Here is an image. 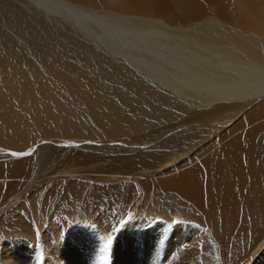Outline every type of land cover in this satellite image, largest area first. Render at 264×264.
<instances>
[{
	"label": "bare ground",
	"instance_id": "obj_1",
	"mask_svg": "<svg viewBox=\"0 0 264 264\" xmlns=\"http://www.w3.org/2000/svg\"><path fill=\"white\" fill-rule=\"evenodd\" d=\"M168 1L0 0V264H264V0Z\"/></svg>",
	"mask_w": 264,
	"mask_h": 264
},
{
	"label": "rangeland",
	"instance_id": "obj_2",
	"mask_svg": "<svg viewBox=\"0 0 264 264\" xmlns=\"http://www.w3.org/2000/svg\"><path fill=\"white\" fill-rule=\"evenodd\" d=\"M166 2H169L168 0H166ZM147 13H159V12H157V10H150V8H148V12ZM154 25V26H153ZM103 26H105L106 27V25H103ZM136 26H138V28L139 29H131V28H134V27H132V26H130V27H127L128 29H129V31H128V33L131 35H129V34H127V33H125L126 31L124 30V35L123 34H119V35H116L118 32H117V30L116 29H111L112 31H111V34H112V36H111V38L112 39H114L112 42H110L109 40V42H110V44H112V47L114 48V49H116V50H118L119 49V47H122L121 45H123V50L122 51H124V50H126V49H132V50H136L137 49V47L136 46H139V47H141L142 49H144V50H146L147 52H149V57H148V59H147V57H146V59L144 60V61H142V66H145V67H143L146 71H148L149 73H151V75H154V76H159V77H162V78H164V79H170V80H175V81H177V79H174L173 77L175 76L174 74L172 75V73L169 71V72H167L166 71V73L164 72V70H161L160 69V64L162 65V66H164L163 64H166V62L167 61H170L171 62V60L174 62H176L177 64L180 62V61H186L185 59H184V57H183V55L180 53L179 54V52L178 51H180V52H184L185 50H186V48H189V47H191L192 46V44H193V42H192V40H188V38L187 39H184V38H182V37H179V36H175V34L174 35H172V34H165V33H160V27H157L154 23H143V24H141V25H136ZM145 29V30H144ZM136 31V32H135ZM116 33V34H115ZM122 35H123V37H124V39H122L123 37H122ZM126 35V36H125ZM129 35V36H128ZM133 35H135V36H133ZM169 35V36H168ZM143 36V37H142ZM118 37H121L120 39L118 38ZM134 37V38H133ZM167 37V38H166ZM130 38H131V40H134V42L135 43H133V45H134V47L133 46H131V45H129V43H127V44H125L126 42H128V40H130ZM140 38V39H139ZM172 38H174L173 40H172ZM108 39V38H107ZM122 39V40H121ZM165 39V40H164ZM169 39V40H168ZM181 39V40H180ZM183 39V40H182ZM123 41V42H122ZM160 41H162V42H165V43H170L171 44V47H163V46H160ZM179 41V42H178ZM175 42V43H174ZM185 42L186 43H188V44H185ZM119 43H122V44H120V46L118 47L117 45L119 44ZM125 44V45H124ZM182 44L185 46V48L183 47H181L182 46ZM177 45V46H176ZM124 46H127V48L125 47V49H124ZM176 46V47H175ZM181 48H180V47ZM147 48V49H146ZM120 50V49H119ZM151 50V51H150ZM153 51V52H152ZM170 51V52H169ZM174 53H173V52ZM136 52V51H135ZM169 52V53H168ZM172 52V53H171ZM137 53H140V52H137ZM164 53H168V55L167 54H164ZM136 54V53H135ZM170 54H171V56H170ZM174 54H176V55H174ZM174 55V56H173ZM182 55V56H181ZM183 57V58H182ZM156 58V60H157V62H156V60H154V59ZM165 58V59H164ZM167 58V59H166ZM168 58H169V60H168ZM172 58V59H171ZM153 59V60H152ZM179 59H181V60H179ZM183 59V60H182ZM187 59V58H186ZM144 62V63H143ZM153 62H154V64H153ZM156 63L157 64H159V65H156ZM144 64V65H143ZM181 64H183V63H181ZM154 65H156V66H154ZM148 67V68H147ZM154 69H157L156 71L154 70ZM170 70V69H169ZM171 71H173V70H171ZM164 74V75H163ZM170 76H169V75ZM183 80V81H182ZM178 83H180V84H184V79H183V77H181V79H179V81H178ZM186 85V84H185ZM36 145V144H35ZM27 154H25V155H22V157L23 156H26ZM15 158V157H14ZM17 159H20V157H18ZM41 175H40V178H42V179H45V173L44 172H42V173H40ZM40 193V192H39ZM40 195V197H41V199L42 200H45L46 198H47V193H44V194H42V193H40L39 194ZM52 197L53 196H48V199L51 201L52 200ZM138 200L136 201V203H134L133 204V202L132 203H130V204H133L134 206L132 207V209H131V213L130 214H132V216H133V218L134 217H138L140 214H137L138 213V211L140 210V207L142 206V204L143 203H145V201H146V199H147V196H146V192L145 191H141L140 192V194L138 195ZM77 200H75V201H77V205L79 206V208H78V210L76 211L77 212V217H81V216H83V213H84V211H85V209H87L88 208V199L87 198H83V200H82V198L81 197H78V198H76ZM152 199H154V197L153 196H151V201H152ZM133 200V199H132ZM156 200V199H155ZM156 210H157V212H158V208H155ZM155 209L153 210V212L152 213H156L155 212ZM145 214H148L147 212L145 213ZM114 218H116V217H114ZM79 218H76L74 221H72V223H76L77 222V220H78ZM2 228V227H1ZM1 228H0V230H1ZM3 230H4V228L2 229V235H0V238L2 239V240H8L9 238H8V236L3 232ZM5 231V230H4ZM121 232V231H120ZM119 232V233H120ZM116 235H118V233L116 234ZM116 235H114V237L116 236Z\"/></svg>",
	"mask_w": 264,
	"mask_h": 264
}]
</instances>
